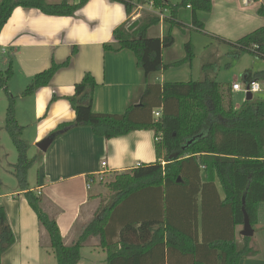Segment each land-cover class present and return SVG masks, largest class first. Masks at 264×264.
<instances>
[{"label": "trees", "instance_id": "1", "mask_svg": "<svg viewBox=\"0 0 264 264\" xmlns=\"http://www.w3.org/2000/svg\"><path fill=\"white\" fill-rule=\"evenodd\" d=\"M113 1L124 4L127 13L135 5L151 2L163 14L162 19L158 15L144 18L138 29L117 28L114 42L103 45L105 52H131L146 77L189 64L193 58L192 45L187 42L181 60L164 64L162 52L173 45V38L170 34L162 39L149 38L148 28L160 20L170 29L183 28L177 21V11L188 8L192 27L202 30L199 14L212 11V0H182L175 5L168 0ZM87 2L80 0L70 5L47 4L44 0H0V32L16 7L37 9L47 16L69 17ZM257 13L264 16V8L260 7ZM228 44L264 60V26ZM70 61L71 56L36 74L23 95L47 86ZM12 67L13 56L0 54V89L8 98L5 130L18 153L13 173L45 231L57 264H77L81 249L90 238H97L98 247L106 255L105 264H239L254 254L249 247L251 238H242L243 248L237 249L235 228L242 226L244 212L253 229L264 221V99L244 100L235 110L230 83L208 79L146 83L138 106H129L119 115L99 114L92 109L97 83L93 76L85 74L75 85L74 95L68 98L74 122L58 125L49 135L58 137L80 126L88 127L95 137L104 140L135 131H152L156 160L116 174L107 182L105 188L112 200L100 205L76 240L65 245L55 220L42 208L41 197L28 188V171L40 154L29 159L27 146L21 140L14 98L8 92ZM246 79L264 81V72H256L252 78L247 75ZM153 109L160 110L156 120L151 117ZM14 240L0 207V255Z\"/></svg>", "mask_w": 264, "mask_h": 264}, {"label": "crops", "instance_id": "2", "mask_svg": "<svg viewBox=\"0 0 264 264\" xmlns=\"http://www.w3.org/2000/svg\"><path fill=\"white\" fill-rule=\"evenodd\" d=\"M44 1L47 4L66 2L74 5L80 0ZM168 1L175 5L182 0ZM260 7L264 8V0H212L211 13L198 16L203 22L202 30H195L212 34L208 35L227 44L235 42L264 26V16L257 13ZM184 9L190 13L188 8ZM159 12L146 4L139 17L131 20L135 10L127 13L124 4L113 0H88L69 17L47 16L37 9L16 7L0 32V54L13 56L8 92L14 98L15 121L22 128L21 137L34 147L58 125L73 123L75 114L68 98L74 95L75 85L87 73L97 83L92 109L99 114L119 115L129 106H138L146 83L177 82L168 79V72H156L146 77L129 51L113 53L103 49L104 44L114 42L113 32L117 28L128 26L127 31L138 29L144 18ZM177 21L181 23L178 17ZM171 30L160 20L148 28L147 36L162 39ZM70 56L69 66L59 69L47 86L23 95L36 74L52 63H64ZM173 56L171 47L164 49V64H173ZM155 112L160 113V110ZM154 142L152 131H135L104 140L95 137L88 127L80 126L55 137L46 152L39 151L38 161L33 167L35 175H32L36 185H32L28 171V188L41 197L42 208L55 220L65 245L76 240L102 205L100 180L103 176L124 173L140 164L155 162ZM102 162H106L105 168H101ZM88 175L96 179L90 189L86 186ZM201 176L203 178V173ZM217 188L221 192L219 185ZM0 207L15 239L11 247L0 255V264H54L56 260L48 248L45 231L39 226L19 187L5 191L0 187ZM257 229L264 230V221L254 226V234ZM241 230L242 226L235 228L238 250L243 248ZM254 234L249 241L254 254L239 264H264V231L258 238ZM83 250L102 251L97 238H90L81 252Z\"/></svg>", "mask_w": 264, "mask_h": 264}, {"label": "rangeland", "instance_id": "3", "mask_svg": "<svg viewBox=\"0 0 264 264\" xmlns=\"http://www.w3.org/2000/svg\"><path fill=\"white\" fill-rule=\"evenodd\" d=\"M178 19L185 25L183 28L173 27L172 30L167 33L173 38V45L171 46L174 53V61L181 60L184 55V45L190 42L193 49V58L188 64H182L177 67L169 68L164 72L167 73L168 79L172 81L186 82V81H202L208 79L210 81L220 83H238L240 86L244 84V78L250 75L251 78L256 72L264 71V60L258 59L250 55L249 53L239 51L231 45L218 41L215 38L210 37L207 32H199L192 28L190 13L184 8L178 10ZM181 14V17L179 16ZM128 29L126 26L125 30ZM166 35V36H167ZM184 73V75H183ZM186 74V75H185ZM261 86V92L254 94V98L264 99V83L259 82ZM11 85V83H10ZM14 87V84H13ZM9 88H12L11 86ZM14 91V88H12ZM16 93V92H14ZM245 100V95L241 92H233L232 103L234 107L240 108ZM8 105V98L6 94L0 89V178H1V191H5L8 188L19 187L18 182L14 176V166L17 163L18 153L17 150L7 133L5 128V116L6 108ZM156 109L152 110L151 117L156 120L154 115ZM28 135V133H25ZM28 137V136H27ZM29 139L30 136H29ZM21 140L27 146V157L32 159L37 156L39 150L36 145L33 147L27 142L25 137H21ZM35 164L29 169L31 175L32 185H36V181L32 178L35 175ZM115 174L111 176H103L102 187L103 193L101 195V204H109L112 200V194L105 188V184L113 180ZM264 231V230H263ZM260 229L255 230L254 237L258 238L263 232ZM253 238V236H252ZM106 255L102 251L89 252L83 250L81 252L80 264H105ZM54 264H57L56 262Z\"/></svg>", "mask_w": 264, "mask_h": 264}, {"label": "built area", "instance_id": "4", "mask_svg": "<svg viewBox=\"0 0 264 264\" xmlns=\"http://www.w3.org/2000/svg\"><path fill=\"white\" fill-rule=\"evenodd\" d=\"M147 5H149L153 9H155L152 6L151 2H148ZM143 6L144 5H140V4L134 6L133 9L135 10V14L132 15V17L130 18L131 20H136V18L139 17V13H140V11H142ZM156 10H158V9H156ZM158 16L160 17V19L163 18V14H161L160 12H159ZM231 90H232V92H241L244 95H246L247 93H251L252 95H254V94H258L261 92V86H260V83L256 80H250V81L246 80V83H244L243 86H240L238 83L231 84ZM154 115H155L156 119H158L160 116V113L155 112ZM105 167H106V162H102L101 168H105ZM95 181H96V179L93 178V176L88 177V178L86 177L87 189H90L91 186L95 183ZM100 181H102V179Z\"/></svg>", "mask_w": 264, "mask_h": 264}, {"label": "water", "instance_id": "5", "mask_svg": "<svg viewBox=\"0 0 264 264\" xmlns=\"http://www.w3.org/2000/svg\"><path fill=\"white\" fill-rule=\"evenodd\" d=\"M244 83H246V77L244 78ZM253 98V95L251 93H247L245 95V100L250 101ZM55 139V135H49L45 139H43L41 142H39L36 147L37 149L44 153L47 151L48 147L50 144L53 142ZM240 236L242 238H251L254 234V230L250 224L249 217L247 214L244 212V219H243V224H242V230L240 231Z\"/></svg>", "mask_w": 264, "mask_h": 264}]
</instances>
